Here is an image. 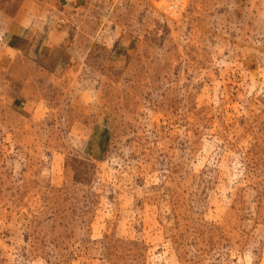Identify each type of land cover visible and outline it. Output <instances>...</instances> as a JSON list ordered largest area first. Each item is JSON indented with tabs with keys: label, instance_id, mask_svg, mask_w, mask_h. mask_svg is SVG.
Instances as JSON below:
<instances>
[{
	"label": "rangeland",
	"instance_id": "obj_1",
	"mask_svg": "<svg viewBox=\"0 0 264 264\" xmlns=\"http://www.w3.org/2000/svg\"><path fill=\"white\" fill-rule=\"evenodd\" d=\"M0 264H264V0H0Z\"/></svg>",
	"mask_w": 264,
	"mask_h": 264
}]
</instances>
